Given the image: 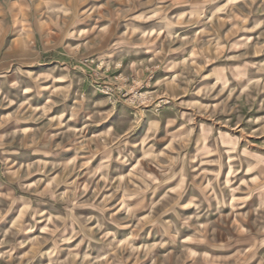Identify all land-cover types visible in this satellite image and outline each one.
Segmentation results:
<instances>
[{"label":"rangeland","instance_id":"374dc122","mask_svg":"<svg viewBox=\"0 0 264 264\" xmlns=\"http://www.w3.org/2000/svg\"><path fill=\"white\" fill-rule=\"evenodd\" d=\"M0 264H264V0H0Z\"/></svg>","mask_w":264,"mask_h":264}]
</instances>
